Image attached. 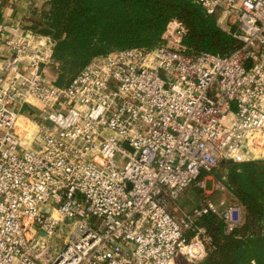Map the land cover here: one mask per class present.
Here are the masks:
<instances>
[{
  "label": "built area",
  "instance_id": "1",
  "mask_svg": "<svg viewBox=\"0 0 264 264\" xmlns=\"http://www.w3.org/2000/svg\"><path fill=\"white\" fill-rule=\"evenodd\" d=\"M195 1L232 53L190 52L173 19L158 46L95 57L66 86L53 40L0 17V264H199L201 217L244 222L236 201L175 203L223 161L264 159V0Z\"/></svg>",
  "mask_w": 264,
  "mask_h": 264
},
{
  "label": "trees",
  "instance_id": "2",
  "mask_svg": "<svg viewBox=\"0 0 264 264\" xmlns=\"http://www.w3.org/2000/svg\"><path fill=\"white\" fill-rule=\"evenodd\" d=\"M35 8L34 3L31 11ZM38 12L41 21L28 17L22 25L53 40L59 86L68 85L95 57L117 49L158 46L173 19L185 25L184 43L192 53L227 56L240 46L219 25V13L207 14L195 0H47ZM218 169L227 171L224 184L232 201L244 206V222L226 232L217 214L201 217L213 249L199 264H264V160L222 163L211 173Z\"/></svg>",
  "mask_w": 264,
  "mask_h": 264
},
{
  "label": "rangeland",
  "instance_id": "3",
  "mask_svg": "<svg viewBox=\"0 0 264 264\" xmlns=\"http://www.w3.org/2000/svg\"><path fill=\"white\" fill-rule=\"evenodd\" d=\"M46 1L47 0L34 1L36 10L35 12L33 10L30 12V15H28L29 19L41 21V16L38 10L42 9ZM28 23L30 22L28 21ZM226 172V169H218L215 172L209 174L206 177L207 185L205 189L196 187L195 185L190 186L176 201L175 205L181 211L189 212L194 207L200 205L202 201L207 197L213 200L214 203L220 208H223V206H221L222 202L225 203L224 205L230 204L232 202L233 194L224 184V180L226 179ZM68 230L69 227H67L66 231L61 235L66 236L68 234ZM53 243L56 246H61L63 244L62 239L58 237V235L54 236Z\"/></svg>",
  "mask_w": 264,
  "mask_h": 264
},
{
  "label": "crops",
  "instance_id": "4",
  "mask_svg": "<svg viewBox=\"0 0 264 264\" xmlns=\"http://www.w3.org/2000/svg\"><path fill=\"white\" fill-rule=\"evenodd\" d=\"M33 0H0V17L11 24L22 22L30 15ZM5 50L4 43L0 41V57Z\"/></svg>",
  "mask_w": 264,
  "mask_h": 264
},
{
  "label": "water",
  "instance_id": "5",
  "mask_svg": "<svg viewBox=\"0 0 264 264\" xmlns=\"http://www.w3.org/2000/svg\"><path fill=\"white\" fill-rule=\"evenodd\" d=\"M260 160H264V159H257V161H260ZM222 163H234V160H226V161H223Z\"/></svg>",
  "mask_w": 264,
  "mask_h": 264
}]
</instances>
